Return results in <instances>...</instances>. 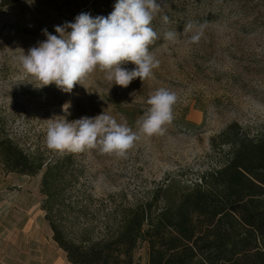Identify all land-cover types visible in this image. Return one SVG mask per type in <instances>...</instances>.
Listing matches in <instances>:
<instances>
[{
	"label": "rangeland",
	"instance_id": "374dc122",
	"mask_svg": "<svg viewBox=\"0 0 264 264\" xmlns=\"http://www.w3.org/2000/svg\"><path fill=\"white\" fill-rule=\"evenodd\" d=\"M115 3L21 0L0 13V117L6 132L24 148L49 159L73 156L76 176L67 200L76 209V227H88L95 234L104 231L108 222L114 223L116 204L148 199L170 181L189 185L218 167L227 148L214 146L212 139L231 124L238 123L250 137L264 130V0H158L161 11L152 27L159 38L149 50L159 66L150 78H137L126 88L112 86L97 69L70 94L54 84L34 87L18 57L45 41V30L58 35L56 26L74 23L81 13L106 17ZM188 22L195 27L186 32ZM200 25L203 35L193 43L190 38ZM168 31L177 33L174 41L164 39ZM125 67L135 66L128 63ZM160 88L177 95L172 121L163 126V134L142 135L124 157L101 154L98 149L59 153L46 146L47 120L65 115V103H70L69 121L104 112L138 132L137 121L149 107L146 101ZM41 179L42 173L35 177L6 174L0 165V256L5 264L17 261L11 249L17 240L12 229L18 221L15 215L25 217L29 230L36 225L32 210L44 215ZM16 199H26L27 207H18ZM74 215L66 214L73 221ZM41 225L44 242L51 244L50 253L58 257L48 222L42 219ZM135 260L147 264V244L137 249Z\"/></svg>",
	"mask_w": 264,
	"mask_h": 264
},
{
	"label": "trees",
	"instance_id": "16d2710c",
	"mask_svg": "<svg viewBox=\"0 0 264 264\" xmlns=\"http://www.w3.org/2000/svg\"><path fill=\"white\" fill-rule=\"evenodd\" d=\"M19 1L0 0V13ZM6 130L0 117V165L6 174L42 173L41 208L70 263L137 264L135 253L147 244V264H264V130L250 137L231 124L212 139L227 148L218 167L189 185L170 181L148 199L116 204L114 223L97 234L76 227L67 200L73 156L49 159Z\"/></svg>",
	"mask_w": 264,
	"mask_h": 264
},
{
	"label": "clouds",
	"instance_id": "9594fccd",
	"mask_svg": "<svg viewBox=\"0 0 264 264\" xmlns=\"http://www.w3.org/2000/svg\"><path fill=\"white\" fill-rule=\"evenodd\" d=\"M160 11L158 0H116L113 11L106 17L93 18L81 13L74 23L56 26L58 35L45 30V41L30 48L27 54L21 50L20 67L36 88L54 84L63 93L70 94L74 86H83L86 76L97 69L104 72V78L112 86L126 88L137 78L141 81L150 78L159 66L149 46L159 38L152 21ZM164 20L167 22V17ZM194 27L188 22L184 31H192ZM202 35L203 25H200L191 42H198ZM176 38V32L164 33L167 41ZM128 63L135 67L129 70L125 67ZM176 101V93L166 88L150 94L146 101L149 107L137 121L138 132L104 112L69 121L70 103H65L62 106L65 115H53L47 120L45 143L59 153L98 149L101 154L124 157L142 135L163 134V126L173 119Z\"/></svg>",
	"mask_w": 264,
	"mask_h": 264
},
{
	"label": "crops",
	"instance_id": "0c3cea01",
	"mask_svg": "<svg viewBox=\"0 0 264 264\" xmlns=\"http://www.w3.org/2000/svg\"><path fill=\"white\" fill-rule=\"evenodd\" d=\"M32 211L36 215V225L32 226L29 231H25V227H22L20 228V230L22 231L19 232L17 230L19 228L18 226L13 225L14 228L12 227L13 233L17 236V240L14 241L11 245V249H13V253L17 257V261L15 262V264H72L68 261L66 253L58 246V244L54 240V245L56 246L55 255L59 256L56 257L50 253L51 244H46L43 240V236L41 235L42 219L46 221L45 212L41 208V211L44 213L43 217H41V215L35 213L34 210ZM60 254L63 256V258ZM0 264H5L2 256H0Z\"/></svg>",
	"mask_w": 264,
	"mask_h": 264
},
{
	"label": "bare ground",
	"instance_id": "6f19581e",
	"mask_svg": "<svg viewBox=\"0 0 264 264\" xmlns=\"http://www.w3.org/2000/svg\"><path fill=\"white\" fill-rule=\"evenodd\" d=\"M18 199H16L15 201H14V203L15 204H17L18 205V207H23V208H26L27 207V205L25 204V202H24V200L25 199H21V200H19V201H17ZM13 205V204H12ZM15 218H17L18 219V221H16L15 223V225L16 226H18L19 228L17 229L19 232L20 231H22V230H20V228H24L25 227V231H28L29 229V223L27 222V221H25L24 220V216L23 215H21V214H16L15 215ZM15 220V219H14ZM11 230V229H10ZM11 232V231H10ZM15 235V234H14ZM22 235V234H21ZM28 248V247H27ZM22 249V248H21ZM23 250V249H22Z\"/></svg>",
	"mask_w": 264,
	"mask_h": 264
}]
</instances>
